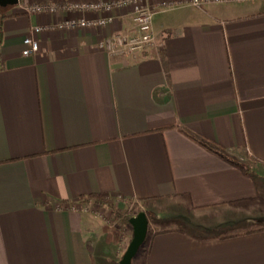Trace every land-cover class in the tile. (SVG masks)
Masks as SVG:
<instances>
[{"label": "crops", "instance_id": "crops-1", "mask_svg": "<svg viewBox=\"0 0 264 264\" xmlns=\"http://www.w3.org/2000/svg\"><path fill=\"white\" fill-rule=\"evenodd\" d=\"M24 1L0 5V264H119L132 227L90 193L146 212L132 264H264V0L160 10L155 43L126 56L97 44L129 16L57 29L81 13Z\"/></svg>", "mask_w": 264, "mask_h": 264}, {"label": "built area", "instance_id": "built-area-1", "mask_svg": "<svg viewBox=\"0 0 264 264\" xmlns=\"http://www.w3.org/2000/svg\"><path fill=\"white\" fill-rule=\"evenodd\" d=\"M250 1L255 0H25L23 7L28 14L40 12L54 14L60 10L81 13L79 16H68L50 25L57 29L105 27L115 19L129 16L131 24L125 30L108 34L97 44L100 50L109 55L126 56L144 51L155 43L151 22L153 16L160 10L183 5L201 7L207 3ZM41 29V26H33L31 33L23 38V55L38 51L39 43L34 34ZM88 206L91 208L92 204ZM108 222L113 223L111 215H108Z\"/></svg>", "mask_w": 264, "mask_h": 264}, {"label": "trees", "instance_id": "trees-1", "mask_svg": "<svg viewBox=\"0 0 264 264\" xmlns=\"http://www.w3.org/2000/svg\"><path fill=\"white\" fill-rule=\"evenodd\" d=\"M184 133L191 138L193 141L197 142L200 146H202L203 148L207 149L209 152L221 157L222 159L235 164V165H239V163L233 159L232 157L228 156L227 153L225 152L224 148L217 144L216 142L212 141V140H208L204 137L201 136H197V135H193L190 134L188 132ZM240 168H242L246 173L250 174V172L247 169H244L242 166L239 165ZM80 200L82 202H90L93 203L94 205L97 206H105L108 209L111 210L112 214H113V222H117V225L119 227V229H117L118 231L120 230V227L122 228L123 226H129V218L131 216H133L134 214H136L137 212L141 211V208L138 206H135L133 208H131L130 210H125V211H119L118 209H115L111 199L102 196L100 194H96V193H90L84 197H81ZM145 200H142L141 203L144 204ZM146 213V212H145ZM114 230V229H111ZM116 230V229H115ZM146 239L144 241V243L142 244V246L145 244Z\"/></svg>", "mask_w": 264, "mask_h": 264}, {"label": "water", "instance_id": "water-1", "mask_svg": "<svg viewBox=\"0 0 264 264\" xmlns=\"http://www.w3.org/2000/svg\"><path fill=\"white\" fill-rule=\"evenodd\" d=\"M18 0H0V5H15ZM132 227V236L123 253L119 264H132V259L146 239L148 231V218L145 211L141 210L129 218Z\"/></svg>", "mask_w": 264, "mask_h": 264}, {"label": "rangeland", "instance_id": "rangeland-1", "mask_svg": "<svg viewBox=\"0 0 264 264\" xmlns=\"http://www.w3.org/2000/svg\"><path fill=\"white\" fill-rule=\"evenodd\" d=\"M167 14V13H166ZM166 14H157V15H155V17H154V20L156 19H158L159 21H163V18H164V16L166 15ZM93 205V204H92ZM94 206V205H93ZM96 209H97V211L98 212H100V214H101V217H102V219L104 220V222H108V215L110 216V212L109 211H106V210H104V211H102L101 212V209L99 208V207H96V206H94ZM163 209H170L171 210V208L172 207H167V208H164V207H162ZM176 210H180V208H178V207H175V206H173V210L172 211H176ZM186 210V209H185ZM185 210L183 211V212H185ZM162 212H165V210H162ZM152 214V213H151ZM153 215V214H152ZM156 219V218H155ZM183 221V220H182ZM182 221H177L178 223H183ZM177 222H172V221H164L163 222V224H160L161 226H168V225H176V226H179V224H177ZM152 225H154V223H152Z\"/></svg>", "mask_w": 264, "mask_h": 264}]
</instances>
